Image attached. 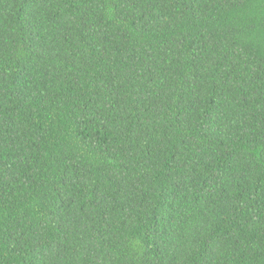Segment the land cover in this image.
Segmentation results:
<instances>
[{"label":"trees","instance_id":"trees-1","mask_svg":"<svg viewBox=\"0 0 264 264\" xmlns=\"http://www.w3.org/2000/svg\"><path fill=\"white\" fill-rule=\"evenodd\" d=\"M0 264H264V0H0Z\"/></svg>","mask_w":264,"mask_h":264}]
</instances>
